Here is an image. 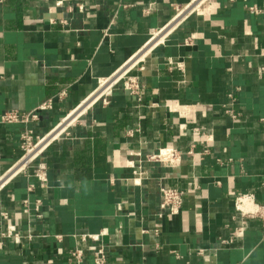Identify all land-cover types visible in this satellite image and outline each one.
Instances as JSON below:
<instances>
[{"label": "crops", "instance_id": "obj_1", "mask_svg": "<svg viewBox=\"0 0 264 264\" xmlns=\"http://www.w3.org/2000/svg\"><path fill=\"white\" fill-rule=\"evenodd\" d=\"M191 1L0 0V118L51 103L0 119V264H92L82 236L101 231L106 264H264V225L234 207L264 204V0ZM25 127L61 129L46 182L13 173ZM161 186L176 214L158 216Z\"/></svg>", "mask_w": 264, "mask_h": 264}, {"label": "built area", "instance_id": "obj_2", "mask_svg": "<svg viewBox=\"0 0 264 264\" xmlns=\"http://www.w3.org/2000/svg\"><path fill=\"white\" fill-rule=\"evenodd\" d=\"M233 1V0H230ZM250 11L257 13L258 9L256 7H250ZM121 82L123 89L129 94L137 95L139 94L140 90L143 88V85L140 84L139 80L136 76H131L128 74L127 71H122L116 75L114 78V83ZM238 88H235V90H230L228 92V97L234 101L235 100V91H237ZM104 100V99H103ZM51 107L50 101H47L43 104H41L35 112H28V113H17L16 111L9 110L4 112L1 115V121L4 123H10V122H21V123H27L32 119H35L37 117L38 111L45 110L47 108ZM229 112V110H228ZM231 113V112H230ZM235 117V115H232ZM45 138L36 139L33 135V131L30 128L25 127L21 133H20V149L22 151L21 156L18 160V162L14 165V171L19 172L23 171L24 169L28 167H32V177L37 182H46L47 175H46V163L44 161V158L41 156L39 148L40 143ZM162 150H159V152L151 157L152 160L160 161L163 160L160 158ZM174 157V151L168 150L165 161H172ZM34 188V183H30L27 185V190L31 192ZM159 212L158 216H163L165 214L172 215L176 214L182 205L183 202V193L180 189L177 188H171V187H165L161 186L159 189ZM23 204L25 206V211H27V204L28 199L23 200ZM39 205L40 200H36L35 202V211L37 215L39 216ZM234 207L237 211H239L244 217L246 218H257L261 221V223L264 225V204H258L254 201L251 194H240L237 195L234 198ZM3 217L6 218L5 213H1ZM15 228L12 225L7 226V231L5 235L7 237L13 236L14 238H17V234L14 233ZM105 231H101L99 234H88L85 236H82V239H90L94 242H97L96 244L90 245L88 247V250L91 252L93 259L92 264H106L107 263V254H106V248L105 245L101 242V237L105 234ZM70 259L74 260L76 264H86L84 262V252L83 250L79 248H75L70 252Z\"/></svg>", "mask_w": 264, "mask_h": 264}, {"label": "bare ground", "instance_id": "obj_3", "mask_svg": "<svg viewBox=\"0 0 264 264\" xmlns=\"http://www.w3.org/2000/svg\"><path fill=\"white\" fill-rule=\"evenodd\" d=\"M201 0H193L192 4L189 5L188 10H192ZM112 82H114V79L111 80ZM104 84H106V82H104ZM110 85V84H109ZM104 86V85H102ZM107 88V87H106ZM106 88H104L103 90L99 91L98 94L95 95V97H98L100 95L101 92H104L106 90ZM107 91V90H106ZM61 129L59 128L58 130H55L54 132H52L46 139H44L40 145L39 148L43 147V145L51 138H53Z\"/></svg>", "mask_w": 264, "mask_h": 264}, {"label": "rangeland", "instance_id": "obj_4", "mask_svg": "<svg viewBox=\"0 0 264 264\" xmlns=\"http://www.w3.org/2000/svg\"><path fill=\"white\" fill-rule=\"evenodd\" d=\"M115 77H116V76H115ZM115 77H114V78H115ZM107 83H109V82H107ZM100 89H101V88H100Z\"/></svg>", "mask_w": 264, "mask_h": 264}]
</instances>
